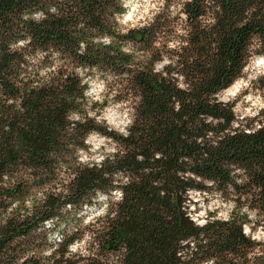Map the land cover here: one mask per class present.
<instances>
[{
  "label": "trees",
  "instance_id": "16d2710c",
  "mask_svg": "<svg viewBox=\"0 0 264 264\" xmlns=\"http://www.w3.org/2000/svg\"><path fill=\"white\" fill-rule=\"evenodd\" d=\"M180 8L181 23L162 11L124 30L123 0H0V264H264L242 210L264 230V119L218 97L264 59V0ZM94 75L131 108L123 131L99 118ZM92 133L114 148L82 162ZM192 192L231 214L199 224ZM101 193L94 251L52 242Z\"/></svg>",
  "mask_w": 264,
  "mask_h": 264
},
{
  "label": "rangeland",
  "instance_id": "374dc122",
  "mask_svg": "<svg viewBox=\"0 0 264 264\" xmlns=\"http://www.w3.org/2000/svg\"><path fill=\"white\" fill-rule=\"evenodd\" d=\"M183 1L185 0H123L126 12L118 18V21L124 30L141 27L148 24L159 12L166 11L177 23H181L184 17L180 13ZM260 58L262 57L258 55L252 56L243 69V76L218 96L221 101L233 102V110L238 119L247 118V121L254 117L256 120L264 119V59ZM112 92L109 87H104L98 75L89 79V97L96 99L99 103L101 101L106 103L100 109L99 118L112 129L123 131L129 123L132 110L125 101L115 100ZM87 143L88 150L79 153V160L82 162L99 161L103 153L111 152L114 148L111 140L97 133L90 134ZM112 196L114 198L111 199H115L118 193L112 192ZM191 199L193 201L190 205L191 215L199 224L204 223L208 215L221 219L227 218L234 207L232 201L223 200L217 193L192 192ZM109 200L108 195L101 193L94 199L93 204L84 206L81 211H75L69 215L68 219L61 223V227L52 232V242H57L63 232H72L78 237L70 246L73 252L79 251L87 255L90 250L94 251L96 245L90 238L89 230L98 226L104 219ZM243 208V211L250 214V223L244 225V231L252 238L262 240L264 230L254 222L256 217L253 211L246 209L245 206Z\"/></svg>",
  "mask_w": 264,
  "mask_h": 264
},
{
  "label": "bare ground",
  "instance_id": "6f19581e",
  "mask_svg": "<svg viewBox=\"0 0 264 264\" xmlns=\"http://www.w3.org/2000/svg\"><path fill=\"white\" fill-rule=\"evenodd\" d=\"M260 59H262V58H260Z\"/></svg>",
  "mask_w": 264,
  "mask_h": 264
}]
</instances>
